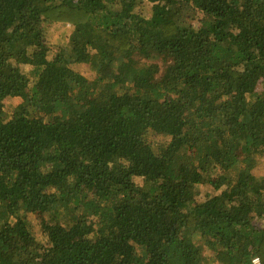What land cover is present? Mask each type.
I'll return each instance as SVG.
<instances>
[{
	"label": "trees",
	"instance_id": "16d2710c",
	"mask_svg": "<svg viewBox=\"0 0 264 264\" xmlns=\"http://www.w3.org/2000/svg\"><path fill=\"white\" fill-rule=\"evenodd\" d=\"M259 83L264 0H0V264H264Z\"/></svg>",
	"mask_w": 264,
	"mask_h": 264
},
{
	"label": "rangeland",
	"instance_id": "374dc122",
	"mask_svg": "<svg viewBox=\"0 0 264 264\" xmlns=\"http://www.w3.org/2000/svg\"><path fill=\"white\" fill-rule=\"evenodd\" d=\"M138 11L149 15L151 13V4L146 2L142 4L139 8H137ZM71 28L69 26H62L58 24H52L51 26L47 27L46 26V39L49 43L51 52L53 53L54 51L56 52L60 47L62 46H68L69 42V35L71 33ZM72 67L79 72L83 73L89 78L93 77V72L89 69L88 65L85 63H73ZM29 66H26L25 70H29ZM264 88L262 83H259L257 85L258 90H262ZM20 101L19 98H8L4 101L5 107L8 111L11 110L13 106L17 104V102ZM155 137L153 136L152 139ZM257 174L262 175L264 177V157L262 161L260 162L259 166L257 167ZM201 196H204L210 189V186H202L201 188ZM210 192V191H209ZM37 223V222H36ZM39 225V224H38ZM37 225V227H38ZM38 237L42 240L45 241V237L43 233L40 230H36ZM208 264H219L218 262H211L209 261Z\"/></svg>",
	"mask_w": 264,
	"mask_h": 264
},
{
	"label": "built area",
	"instance_id": "2783aa9c",
	"mask_svg": "<svg viewBox=\"0 0 264 264\" xmlns=\"http://www.w3.org/2000/svg\"><path fill=\"white\" fill-rule=\"evenodd\" d=\"M252 262L253 264H260V258L256 256L252 259Z\"/></svg>",
	"mask_w": 264,
	"mask_h": 264
}]
</instances>
